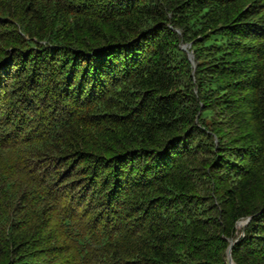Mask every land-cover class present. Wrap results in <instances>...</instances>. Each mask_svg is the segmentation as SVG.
<instances>
[{
  "label": "trees",
  "instance_id": "16d2710c",
  "mask_svg": "<svg viewBox=\"0 0 264 264\" xmlns=\"http://www.w3.org/2000/svg\"><path fill=\"white\" fill-rule=\"evenodd\" d=\"M231 240L264 264V0H0V264Z\"/></svg>",
  "mask_w": 264,
  "mask_h": 264
},
{
  "label": "rangeland",
  "instance_id": "374dc122",
  "mask_svg": "<svg viewBox=\"0 0 264 264\" xmlns=\"http://www.w3.org/2000/svg\"><path fill=\"white\" fill-rule=\"evenodd\" d=\"M181 46L182 47H184L185 48V50L188 52V54H189V58H190V66H191V68H192V74H193V76L195 77V75H196V71H195V68H196V66H197V62L195 61V59H194V54H193V51L191 50V46H190V43H184V44H181ZM194 179H199V180H202V181H206L204 178H195L194 177ZM193 179V180H194ZM247 218L248 217H244L243 218V224L242 225H237V227H238V231L240 232V230L242 229L243 230V226H245L246 225V223L248 222L247 221ZM242 234H244V232H242ZM229 263V262H228ZM236 263V262H235Z\"/></svg>",
  "mask_w": 264,
  "mask_h": 264
},
{
  "label": "water",
  "instance_id": "95a60500",
  "mask_svg": "<svg viewBox=\"0 0 264 264\" xmlns=\"http://www.w3.org/2000/svg\"><path fill=\"white\" fill-rule=\"evenodd\" d=\"M249 219H250V216L247 218V221ZM234 241L235 240H231V243H230V245L228 247V262H229V264H231L232 263V260H233V257H232V247L234 245Z\"/></svg>",
  "mask_w": 264,
  "mask_h": 264
},
{
  "label": "bare ground",
  "instance_id": "6f19581e",
  "mask_svg": "<svg viewBox=\"0 0 264 264\" xmlns=\"http://www.w3.org/2000/svg\"><path fill=\"white\" fill-rule=\"evenodd\" d=\"M243 221V220H242ZM231 264H235L234 260H232V263Z\"/></svg>",
  "mask_w": 264,
  "mask_h": 264
},
{
  "label": "clouds",
  "instance_id": "9594fccd",
  "mask_svg": "<svg viewBox=\"0 0 264 264\" xmlns=\"http://www.w3.org/2000/svg\"><path fill=\"white\" fill-rule=\"evenodd\" d=\"M249 217V216H248ZM251 217V216H250ZM249 221V220H248Z\"/></svg>",
  "mask_w": 264,
  "mask_h": 264
}]
</instances>
